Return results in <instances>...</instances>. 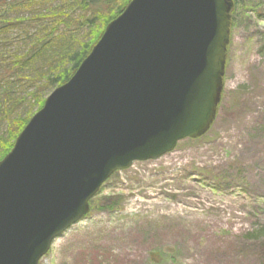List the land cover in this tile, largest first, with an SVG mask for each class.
Here are the masks:
<instances>
[{"label": "water", "instance_id": "obj_1", "mask_svg": "<svg viewBox=\"0 0 264 264\" xmlns=\"http://www.w3.org/2000/svg\"><path fill=\"white\" fill-rule=\"evenodd\" d=\"M229 0H130L0 160V264H38L115 171L212 125Z\"/></svg>", "mask_w": 264, "mask_h": 264}, {"label": "rangeland", "instance_id": "obj_2", "mask_svg": "<svg viewBox=\"0 0 264 264\" xmlns=\"http://www.w3.org/2000/svg\"><path fill=\"white\" fill-rule=\"evenodd\" d=\"M63 1L20 13H45ZM229 2L212 125L113 172L38 264H264V0ZM86 32L79 36L87 40Z\"/></svg>", "mask_w": 264, "mask_h": 264}, {"label": "trees", "instance_id": "obj_3", "mask_svg": "<svg viewBox=\"0 0 264 264\" xmlns=\"http://www.w3.org/2000/svg\"><path fill=\"white\" fill-rule=\"evenodd\" d=\"M49 1L0 0V160L33 115L31 109L36 106V112L44 93L70 78L130 0H64L45 13H20ZM83 28L87 40L79 36ZM259 231L264 233V225Z\"/></svg>", "mask_w": 264, "mask_h": 264}]
</instances>
